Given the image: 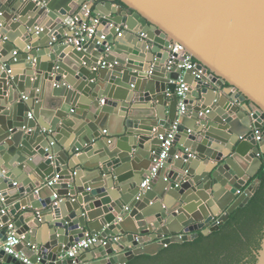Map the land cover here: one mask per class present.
Listing matches in <instances>:
<instances>
[{
  "label": "water",
  "instance_id": "95a60500",
  "mask_svg": "<svg viewBox=\"0 0 264 264\" xmlns=\"http://www.w3.org/2000/svg\"><path fill=\"white\" fill-rule=\"evenodd\" d=\"M86 4L102 26L64 45ZM170 44L214 84L185 73L180 118ZM263 154L264 0H0V237L13 221L32 264H127L216 233L256 194ZM86 229L97 242L62 258Z\"/></svg>",
  "mask_w": 264,
  "mask_h": 264
},
{
  "label": "built area",
  "instance_id": "2783aa9c",
  "mask_svg": "<svg viewBox=\"0 0 264 264\" xmlns=\"http://www.w3.org/2000/svg\"><path fill=\"white\" fill-rule=\"evenodd\" d=\"M84 15L81 17L75 16L70 24H68V29L70 32V36H66L64 39V45L74 46L77 49H81L85 46L88 41H91L97 34L99 27L102 26L103 18L94 15L93 11L88 8V5H84L83 7ZM142 38H146L145 34L141 35ZM105 39V36L102 37ZM171 62L169 63V69L172 66L177 65L178 68L182 71V74L185 75L188 71L192 72L194 76V81L196 84H201L202 88L213 87L212 84L208 80V76H205L202 70L198 69V63L194 61V59L188 55L184 49L179 44H170L167 48ZM105 63L103 64V66ZM181 74V75H182ZM193 88L191 85L186 83L182 77L176 81V89L175 94L178 99V117L180 118L186 112V101L188 100V95L190 94ZM170 96V95H168ZM179 126V120L171 127L168 132L167 137L160 135L159 140L162 142L161 152L158 160L154 161V167L149 176L145 178V180L141 184V191L145 192L149 190L151 181L156 177L159 170L162 168L164 161L168 157V153L173 148L174 138L177 134V128ZM156 130H154L155 132ZM256 141L261 142L262 137L257 136L261 131L255 129ZM106 134V131H104ZM178 158V156H175ZM244 192L238 191V195H241ZM54 205H58L60 199L57 195H54ZM8 213V210L5 208L1 211V214L5 216ZM214 226L220 225L219 219H215L211 225ZM210 225V226H211ZM5 238L0 237V251L3 252L6 256L11 257L15 261H20L23 264H32L28 259H26L21 252L17 250L18 246L21 244L23 240V236H20L17 232V228L15 227V223L12 221L5 226ZM97 242L96 236H91L90 234L85 235V239L81 242L75 243L71 249L65 253V256L62 258L67 259H75L81 252L89 249L92 245ZM102 245H107V242H102Z\"/></svg>",
  "mask_w": 264,
  "mask_h": 264
},
{
  "label": "trees",
  "instance_id": "16d2710c",
  "mask_svg": "<svg viewBox=\"0 0 264 264\" xmlns=\"http://www.w3.org/2000/svg\"><path fill=\"white\" fill-rule=\"evenodd\" d=\"M115 3L121 5L118 1ZM262 160L256 194L247 206L237 209L218 232L200 235L192 242L172 244L154 256H137L127 264H230L225 255L240 246L244 252L252 245L259 250L264 237V156ZM255 263L254 258L250 264Z\"/></svg>",
  "mask_w": 264,
  "mask_h": 264
},
{
  "label": "flooded vegetation",
  "instance_id": "af4514ba",
  "mask_svg": "<svg viewBox=\"0 0 264 264\" xmlns=\"http://www.w3.org/2000/svg\"><path fill=\"white\" fill-rule=\"evenodd\" d=\"M244 241V243H247L246 239ZM244 251L240 246L238 247V250L227 253L225 256H228L227 260L228 262H230V264H250L254 260V258L256 259V253L258 251L256 247L252 245L247 252Z\"/></svg>",
  "mask_w": 264,
  "mask_h": 264
},
{
  "label": "crops",
  "instance_id": "0c3cea01",
  "mask_svg": "<svg viewBox=\"0 0 264 264\" xmlns=\"http://www.w3.org/2000/svg\"><path fill=\"white\" fill-rule=\"evenodd\" d=\"M180 77L184 78V75L182 74ZM111 78H120V75H118V74H114V75H112ZM168 101H169V105H170L171 98H169ZM195 102L198 103V104H200V101H198V100H196ZM104 136H106V135L104 134ZM263 156H264V154L262 155V158H263ZM111 205H112V204H110V205H106V206L104 205V206H102L101 210H102V209H105V208H106V209H110ZM5 210H6V208H5ZM7 210H8V209H7ZM86 232L89 233L87 229H86ZM62 256H65V253H64ZM64 259H67V258H64Z\"/></svg>",
  "mask_w": 264,
  "mask_h": 264
}]
</instances>
